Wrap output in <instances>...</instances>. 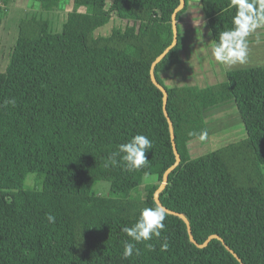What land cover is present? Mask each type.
Wrapping results in <instances>:
<instances>
[{
  "label": "trees",
  "instance_id": "16d2710c",
  "mask_svg": "<svg viewBox=\"0 0 264 264\" xmlns=\"http://www.w3.org/2000/svg\"><path fill=\"white\" fill-rule=\"evenodd\" d=\"M9 1L0 0V16ZM29 1L45 12L60 2ZM185 2L177 44L154 69L181 157L159 199L187 218L197 243L218 235L243 264H264V66L228 71L218 85H165L160 75L180 63ZM200 2L214 44L232 27L235 9L231 0ZM178 4L74 0L59 33L41 17L19 21L0 72V264H240L217 240L197 248L184 222L168 214L163 239L151 241L155 251L142 242L139 255H122L129 238L121 229L157 206L153 195L175 162L162 93L149 71L172 42ZM114 15L122 26L96 36ZM226 102L235 103L246 137L192 158L188 145L198 138L188 132L208 134L205 112ZM137 134L153 143L148 166L111 165L110 154ZM145 173L153 178L147 184ZM99 182L109 183L106 196L92 194Z\"/></svg>",
  "mask_w": 264,
  "mask_h": 264
},
{
  "label": "clouds",
  "instance_id": "9594fccd",
  "mask_svg": "<svg viewBox=\"0 0 264 264\" xmlns=\"http://www.w3.org/2000/svg\"><path fill=\"white\" fill-rule=\"evenodd\" d=\"M231 6L235 9L231 20L232 27L219 33V38L214 42L212 48L214 60L226 68L248 63V37L264 25V0H231ZM6 103L15 104V100L6 101ZM188 136L197 137L203 141L207 138V132L201 131L197 134L194 131H189ZM152 147L153 143L146 135L137 134L127 142L119 144L117 151L108 157V161L113 166L123 165L125 171H138L148 166L145 154ZM149 179L148 173H145V182H148ZM46 219L49 223L56 222V217L51 214H48ZM165 219L166 213L161 207L141 209L136 222L131 227L126 226L121 229L129 238L124 242L123 258L128 259L134 254L139 255L136 245L142 242L148 251H155V246L151 241L163 239ZM168 247L165 240L161 244L160 250L167 251Z\"/></svg>",
  "mask_w": 264,
  "mask_h": 264
},
{
  "label": "rangeland",
  "instance_id": "374dc122",
  "mask_svg": "<svg viewBox=\"0 0 264 264\" xmlns=\"http://www.w3.org/2000/svg\"><path fill=\"white\" fill-rule=\"evenodd\" d=\"M72 9L73 0H60L57 9L53 12H45L41 9V6L38 2L29 0H10L7 3L3 2V12L0 16V72H4L5 67L7 66L8 55L11 47L16 40L18 23L20 20L29 18L31 16L41 17L50 22L51 30L53 33H59L62 30V26L66 20L67 14L71 12ZM80 11L83 12V10ZM121 26V21L114 15L112 21L108 25L98 29L95 32V35L106 36L111 33V30L113 28ZM207 28L208 27H206V29ZM262 31H264V26L256 29V33L252 34L253 36H256V38H261V36H264V32ZM201 44L202 45L200 53L202 56H198V58L202 59L204 52L206 51L205 57L207 65L215 68L216 61L208 55V52L210 54L209 48L212 44L204 43L203 41L201 42ZM202 64L203 62L200 60L197 66H202ZM221 82H224V80L219 81V79L217 78L215 79L214 83L210 84H219ZM234 113H236V109L233 104L223 107L219 110L217 108H214L205 113L206 118H209L211 116V134L207 136V138L203 141L198 139L189 143L188 147L192 158H196L205 153L216 150L224 145L232 143L235 139H238L237 136L238 132L241 131V127H239L240 125L237 126L236 122L233 120L235 118H233L232 116L236 117L235 115H233ZM227 116L229 119L220 121ZM152 180L153 178L150 177L148 182H145L144 180V184H147ZM26 186L30 188L35 186V181L32 177L27 178ZM109 188L110 186L107 182L96 183L92 189V194L96 196H106L109 192ZM134 196L138 197V193H135Z\"/></svg>",
  "mask_w": 264,
  "mask_h": 264
},
{
  "label": "crops",
  "instance_id": "0c3cea01",
  "mask_svg": "<svg viewBox=\"0 0 264 264\" xmlns=\"http://www.w3.org/2000/svg\"><path fill=\"white\" fill-rule=\"evenodd\" d=\"M73 5H74V0H73ZM178 24L182 34L181 35L182 49L180 51V63L173 66L170 69V71L166 73H162L160 75L165 85L169 87L200 85L198 87L202 88L208 85H218V84H210V83H214L215 79L217 78L219 79V81L224 80L225 82L226 80L225 74L228 71L264 66V36H261V38L258 37L256 38V36H253V34H255L256 32H253V34H250V36L248 37L249 54H248V63L245 65H236L230 68H226L225 66L220 65L216 62L215 68H213L212 66L207 65L206 57H205L206 51L204 52L203 58L199 59L198 56H202L200 53V49L202 45L201 42L203 41L204 43H211L213 45V41L210 36L209 30H207L208 28L206 29L207 21L203 15L201 7L197 4V2H193L192 4L188 5L186 12L182 16ZM212 45L209 48L210 54L208 52V55L213 58L211 54L213 48ZM200 60L203 62V64L202 66H197ZM224 82H221L219 84H222ZM232 104L236 109V113L233 114L236 117L232 116L233 118H235L233 120L236 122L237 126L240 125L239 127H241V131L238 132V136H237L238 139H235L233 141V142H237L246 137V132L242 125L235 103L226 102L215 108L219 110L222 109L223 107ZM208 111H206L205 113H207ZM210 118L211 116L205 119L208 124L207 136L211 134ZM225 119H229L228 116L224 119H221L220 121H223Z\"/></svg>",
  "mask_w": 264,
  "mask_h": 264
},
{
  "label": "water",
  "instance_id": "95a60500",
  "mask_svg": "<svg viewBox=\"0 0 264 264\" xmlns=\"http://www.w3.org/2000/svg\"><path fill=\"white\" fill-rule=\"evenodd\" d=\"M193 2H197V4L201 7V2L200 0H188V5L192 4ZM185 0H179V4L178 6L174 9L172 15H171V27H172V42L171 44L152 62L151 66H150V71H149V76H150V80L152 82V84L162 93V102H163V113L164 116L167 120L168 123V127H169V133H170V140H171V145H172V151L173 154L175 156V162L173 163V165H171L163 174L162 176V182L160 184V186L158 187V189L155 191L154 195H153V199L154 202L156 203V205L158 207H161L166 214L168 215H172V216H176L178 218H180L185 226H186V230H187V234H188V238L189 241L194 244L197 248L199 249H203L206 248L208 246V244L212 241V240H217L219 242H221V244L226 248L227 251L230 252V254L240 263L243 264L241 259L238 257V255L231 250L228 246L225 245L224 240L219 237L218 235H211L209 236L202 244H199L195 241V239L192 236V230L189 224V221L187 220V218L180 213L174 212L169 210L168 208H166L159 199V195L160 193L165 189L166 184L168 182V177L169 175L180 165L181 162V157L178 153L176 144H175V138H174V132H173V126H172V122L171 119L168 115L166 106H167V92L165 90V88L160 85L155 77L154 74V69L156 67V65L168 54V52L175 47V45L177 44V38H178V33H177V21H176V16L177 14L185 7Z\"/></svg>",
  "mask_w": 264,
  "mask_h": 264
}]
</instances>
